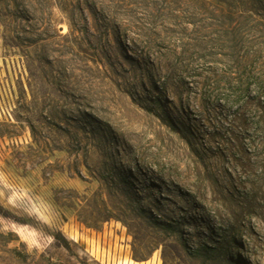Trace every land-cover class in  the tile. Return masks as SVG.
Instances as JSON below:
<instances>
[{"label": "rangeland", "instance_id": "rangeland-1", "mask_svg": "<svg viewBox=\"0 0 264 264\" xmlns=\"http://www.w3.org/2000/svg\"><path fill=\"white\" fill-rule=\"evenodd\" d=\"M0 51V264H264V0H0Z\"/></svg>", "mask_w": 264, "mask_h": 264}, {"label": "built area", "instance_id": "built-area-1", "mask_svg": "<svg viewBox=\"0 0 264 264\" xmlns=\"http://www.w3.org/2000/svg\"><path fill=\"white\" fill-rule=\"evenodd\" d=\"M28 78L22 56L0 51V124L15 123L20 91L27 89Z\"/></svg>", "mask_w": 264, "mask_h": 264}]
</instances>
